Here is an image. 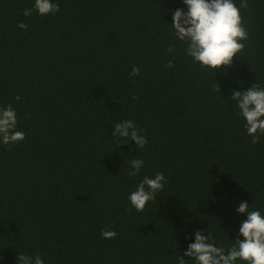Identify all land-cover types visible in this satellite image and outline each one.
<instances>
[{
  "label": "trees",
  "instance_id": "16d2710c",
  "mask_svg": "<svg viewBox=\"0 0 264 264\" xmlns=\"http://www.w3.org/2000/svg\"><path fill=\"white\" fill-rule=\"evenodd\" d=\"M54 2L55 16L25 17L34 0H0V106L16 109L26 133L10 150L0 143V264H19V253L45 264H176L197 230L227 248L247 219L240 202L264 214V137L251 143L228 99L264 86V0L241 10L251 38L214 72L175 40L183 0ZM125 119L144 129L143 149L112 137ZM137 157L144 166L129 177ZM157 172L164 189L136 212L129 194Z\"/></svg>",
  "mask_w": 264,
  "mask_h": 264
},
{
  "label": "clouds",
  "instance_id": "9594fccd",
  "mask_svg": "<svg viewBox=\"0 0 264 264\" xmlns=\"http://www.w3.org/2000/svg\"><path fill=\"white\" fill-rule=\"evenodd\" d=\"M187 11L177 8L172 15V29L175 40L182 45L185 56L193 63L210 70L231 66L234 57L241 56L250 40L242 9H249L248 0H183ZM35 10L41 17L55 16L60 11V4L54 0H34L32 8H25L23 15L30 17ZM17 27L25 31L28 25L19 22ZM176 43L169 44L167 53H176ZM175 65V57L169 59L166 67ZM214 72V71H213ZM140 67L133 66L131 76H138ZM220 83L213 86V91L220 93ZM221 94V93H220ZM16 100L21 97L17 95ZM133 100L137 96H132ZM228 99L235 102L238 115L243 117L246 133L251 137V143L258 144L264 137V86L252 83L245 91L231 90ZM112 137L118 140L135 141L137 151L143 149L148 139L143 135L144 129L133 120L125 119L114 124ZM18 115L11 104L0 106V143L9 146L25 139L26 133L17 130ZM123 143H118L120 146ZM129 177L140 174L144 160L137 157L127 162ZM167 183L163 172H157L154 177L145 175L128 196L131 208L143 212L150 201H154L157 193L162 191ZM131 208L129 211H131ZM238 213H247V219L239 227V234L227 247L217 246L216 237L210 233L195 232V240L189 243L183 255L176 258V264H187L185 257L191 258L195 264H264V214L258 209L250 210L247 201L240 202L236 209ZM104 239H115L116 231L104 229L101 232ZM243 237L241 239L240 237ZM187 238V237H186ZM19 264H45L42 256L37 253L28 255L19 253Z\"/></svg>",
  "mask_w": 264,
  "mask_h": 264
}]
</instances>
